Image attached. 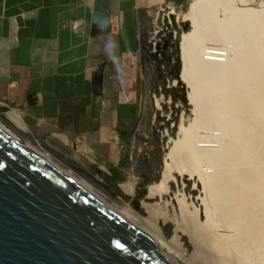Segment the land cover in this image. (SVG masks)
Wrapping results in <instances>:
<instances>
[{
    "label": "bare ground",
    "instance_id": "6f19581e",
    "mask_svg": "<svg viewBox=\"0 0 264 264\" xmlns=\"http://www.w3.org/2000/svg\"><path fill=\"white\" fill-rule=\"evenodd\" d=\"M235 3L194 0L184 15L192 30L181 37L180 75L190 89L192 118L180 125L160 183L150 194L167 193L177 172L199 185L196 196L187 204L178 194L170 238L161 227L168 219L154 215V208L145 217L149 232L133 223L128 212L116 211L146 233L159 251L187 264H264V8ZM0 129L110 206L91 185L1 121ZM122 187L132 193L134 183Z\"/></svg>",
    "mask_w": 264,
    "mask_h": 264
},
{
    "label": "crops",
    "instance_id": "0c3cea01",
    "mask_svg": "<svg viewBox=\"0 0 264 264\" xmlns=\"http://www.w3.org/2000/svg\"><path fill=\"white\" fill-rule=\"evenodd\" d=\"M176 1L0 0V112L62 144L111 150L136 113L126 90L140 14Z\"/></svg>",
    "mask_w": 264,
    "mask_h": 264
},
{
    "label": "rangeland",
    "instance_id": "374dc122",
    "mask_svg": "<svg viewBox=\"0 0 264 264\" xmlns=\"http://www.w3.org/2000/svg\"><path fill=\"white\" fill-rule=\"evenodd\" d=\"M193 1L166 3L140 14L137 80L135 87L131 85L126 90L130 100L134 101L136 113L131 121L118 123L111 150H88L77 140L62 144L51 134L31 132L19 122L20 119L15 118L16 122L14 116L0 112V121L6 128L91 185L115 211L128 212V217L143 231H150L145 220L148 209L158 211L152 213L168 219L164 223L160 220L168 238L174 228L173 219L178 216V197L183 195L189 204L199 189L187 173L174 172L167 193L156 190L154 195L150 194L160 183L166 153L171 142L178 138L180 125L192 118V105L188 99L190 89L180 75V42L182 35L192 30L191 21L184 15ZM234 5L258 9L264 8V0L236 1ZM167 56H170L169 62L165 60ZM129 180L135 182L132 193L122 187L134 183L127 184ZM189 210H192L191 206ZM186 246L191 249L188 242ZM161 252L173 264H187ZM196 255V252L192 253L193 258Z\"/></svg>",
    "mask_w": 264,
    "mask_h": 264
},
{
    "label": "water",
    "instance_id": "95a60500",
    "mask_svg": "<svg viewBox=\"0 0 264 264\" xmlns=\"http://www.w3.org/2000/svg\"><path fill=\"white\" fill-rule=\"evenodd\" d=\"M0 264H171L142 230L0 129Z\"/></svg>",
    "mask_w": 264,
    "mask_h": 264
},
{
    "label": "trees",
    "instance_id": "16d2710c",
    "mask_svg": "<svg viewBox=\"0 0 264 264\" xmlns=\"http://www.w3.org/2000/svg\"><path fill=\"white\" fill-rule=\"evenodd\" d=\"M169 59H170V56H167L166 58H165V60L167 61V62H169ZM178 63V62H177Z\"/></svg>",
    "mask_w": 264,
    "mask_h": 264
}]
</instances>
